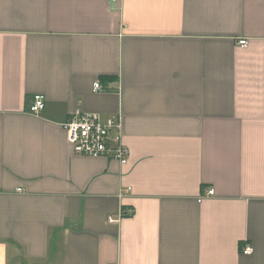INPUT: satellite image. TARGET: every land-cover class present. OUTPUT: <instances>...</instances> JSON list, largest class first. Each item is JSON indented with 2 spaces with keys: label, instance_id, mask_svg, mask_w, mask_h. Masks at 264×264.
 I'll use <instances>...</instances> for the list:
<instances>
[{
  "label": "crops",
  "instance_id": "crops-1",
  "mask_svg": "<svg viewBox=\"0 0 264 264\" xmlns=\"http://www.w3.org/2000/svg\"><path fill=\"white\" fill-rule=\"evenodd\" d=\"M0 264H264V0H0Z\"/></svg>",
  "mask_w": 264,
  "mask_h": 264
},
{
  "label": "built area",
  "instance_id": "built-area-1",
  "mask_svg": "<svg viewBox=\"0 0 264 264\" xmlns=\"http://www.w3.org/2000/svg\"><path fill=\"white\" fill-rule=\"evenodd\" d=\"M115 1V0H113ZM239 47H245L247 41H238ZM93 90L104 92L99 82L94 83ZM44 96L35 95L29 108L30 113L36 114L44 109ZM67 136L68 144L72 147L76 155L88 157H105L126 165L128 162V149L121 139L120 116L109 117L102 120L97 114H86L76 111L63 125ZM20 191V190H19ZM213 190H207L204 196L199 198V202L204 197L213 196ZM110 222H113L110 220ZM250 246L243 248V254H250Z\"/></svg>",
  "mask_w": 264,
  "mask_h": 264
}]
</instances>
